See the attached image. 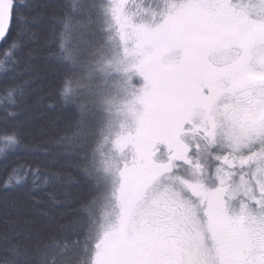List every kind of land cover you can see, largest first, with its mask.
<instances>
[{"label":"snow or ice","instance_id":"1","mask_svg":"<svg viewBox=\"0 0 264 264\" xmlns=\"http://www.w3.org/2000/svg\"><path fill=\"white\" fill-rule=\"evenodd\" d=\"M0 81V264H264V0H0Z\"/></svg>","mask_w":264,"mask_h":264},{"label":"trees","instance_id":"2","mask_svg":"<svg viewBox=\"0 0 264 264\" xmlns=\"http://www.w3.org/2000/svg\"><path fill=\"white\" fill-rule=\"evenodd\" d=\"M40 2H44V0H40ZM49 3H61L63 0H47ZM46 51L41 50L39 53V59L37 61L38 65L43 66H52L54 62L45 59ZM50 78V77H49ZM2 83V81H0ZM41 84L40 80H37L36 84L33 87L38 88ZM39 90L35 95H40ZM49 101L45 100L41 104H37L33 106L31 109L23 112L18 119L22 122L23 131L30 136H45L53 132L55 128L62 127L65 121L70 117L72 110L70 108L61 109L58 106L49 107ZM16 196H24V192H16L14 193ZM41 198H43V193L38 194ZM31 206V205H30ZM37 209H43L44 211H48L50 213L56 212L59 213L61 211H68L72 208L76 207L75 203H71L68 205H35ZM23 227V225H20Z\"/></svg>","mask_w":264,"mask_h":264}]
</instances>
